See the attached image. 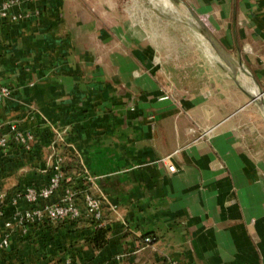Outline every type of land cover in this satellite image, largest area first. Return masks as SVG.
Here are the masks:
<instances>
[{
	"label": "crops",
	"instance_id": "1",
	"mask_svg": "<svg viewBox=\"0 0 264 264\" xmlns=\"http://www.w3.org/2000/svg\"><path fill=\"white\" fill-rule=\"evenodd\" d=\"M139 1L12 0L0 17V123L35 135L0 148V264H264V112L198 33L163 47L162 16ZM185 1L264 91V0ZM58 154L126 219L107 211L102 248L87 241L96 222L15 220Z\"/></svg>",
	"mask_w": 264,
	"mask_h": 264
},
{
	"label": "built area",
	"instance_id": "2",
	"mask_svg": "<svg viewBox=\"0 0 264 264\" xmlns=\"http://www.w3.org/2000/svg\"><path fill=\"white\" fill-rule=\"evenodd\" d=\"M12 0H4L0 4V17L8 16V7ZM160 61V58L156 56ZM11 88L6 84H0V102L11 95ZM35 135L30 130L20 129L16 123H0V148H6L12 143H19L27 148L31 147ZM66 155L58 154L52 161V170L48 181L42 185H28L21 190L18 195L29 203V208L25 211L15 213V220L25 227L28 222H50L60 221L70 222L81 216L94 219L99 225L104 223L107 211L114 212L122 218L124 224L126 219L119 213L117 204L113 203L106 191L100 186L97 176L84 169L82 174L76 177L68 176L66 182L63 181L62 163ZM170 170H174L172 163H167ZM62 189L59 199L53 203H41L42 199L53 196ZM5 194H0V202H4ZM4 210L0 208V214ZM8 227L12 226L11 221H7ZM9 243L8 236L0 242V248ZM70 262V259L67 260ZM176 264V263H172Z\"/></svg>",
	"mask_w": 264,
	"mask_h": 264
},
{
	"label": "rangeland",
	"instance_id": "3",
	"mask_svg": "<svg viewBox=\"0 0 264 264\" xmlns=\"http://www.w3.org/2000/svg\"><path fill=\"white\" fill-rule=\"evenodd\" d=\"M140 2L142 3V5H136L138 8V14L149 16V14L154 10L162 16L161 21L158 23L161 27L159 32H153L152 35L154 36V34H160V40L161 42H163V47L169 48L173 46L174 48H178L179 51L182 52V50L186 47H191L195 44V40L194 42H192L193 38L191 37V35L193 32H196L198 34L200 32L196 27L193 26L190 20V18H192L193 16L189 11V8L191 7L186 1L185 2L187 3L188 7L180 3H173L172 0H140L139 3ZM153 4H160L167 7L169 6V4H171L174 5V8L170 9L167 7H159L158 9H156ZM153 25L155 26V24ZM200 35L202 36L201 33ZM161 54L159 53L157 56L160 58ZM214 54L216 55L215 52Z\"/></svg>",
	"mask_w": 264,
	"mask_h": 264
},
{
	"label": "water",
	"instance_id": "4",
	"mask_svg": "<svg viewBox=\"0 0 264 264\" xmlns=\"http://www.w3.org/2000/svg\"><path fill=\"white\" fill-rule=\"evenodd\" d=\"M173 2L180 3L188 7L184 0H172ZM192 14L190 18L194 27H196L202 36L208 41L213 52L216 53L219 60L227 65L229 70L232 72L236 83L243 89V91L250 97L251 101L256 103L260 109L264 112V91L257 88V91L249 90L243 83L242 75L246 73V69L239 60H237L229 50L222 44L219 38L215 35L212 29L204 21V19L197 14L193 9L189 8Z\"/></svg>",
	"mask_w": 264,
	"mask_h": 264
},
{
	"label": "trees",
	"instance_id": "5",
	"mask_svg": "<svg viewBox=\"0 0 264 264\" xmlns=\"http://www.w3.org/2000/svg\"><path fill=\"white\" fill-rule=\"evenodd\" d=\"M52 170V167H51ZM84 171L83 165L80 163L79 159L76 155H72L71 158H65L62 163V172H63V181L66 182V178L68 176L76 177L79 174H82ZM9 194H7L8 198ZM81 221H87L91 224L95 223L94 219L88 218L86 216H81L78 219H74L70 222L60 221L57 223L43 222L47 223L52 229H54L57 225H61L62 223H78ZM110 228L104 223L95 227L93 234L87 238V241L93 245L94 248H102L108 242V233ZM142 239L146 243H151L155 240V235L151 232H147L142 234Z\"/></svg>",
	"mask_w": 264,
	"mask_h": 264
},
{
	"label": "bare ground",
	"instance_id": "6",
	"mask_svg": "<svg viewBox=\"0 0 264 264\" xmlns=\"http://www.w3.org/2000/svg\"><path fill=\"white\" fill-rule=\"evenodd\" d=\"M152 1H156V0H152ZM173 2V1H172ZM174 3V2H173ZM180 10V9H179ZM199 35H200V33H199ZM201 39H203V38H201ZM205 41L207 42V45H208V47H209V50L211 51V53L212 54H214V52H213V50L211 49V47H210V45H209V43H208V41L205 39ZM215 55V54H214ZM217 58H218V56L217 55H215ZM222 70V69H221ZM242 79H243V83H244V85L249 89V90H251V91H257V86L254 84V83H252V81H251V79L248 77V76H246V75H242Z\"/></svg>",
	"mask_w": 264,
	"mask_h": 264
}]
</instances>
